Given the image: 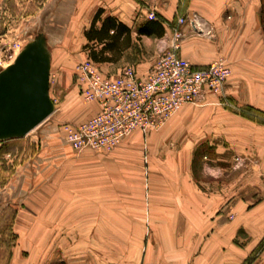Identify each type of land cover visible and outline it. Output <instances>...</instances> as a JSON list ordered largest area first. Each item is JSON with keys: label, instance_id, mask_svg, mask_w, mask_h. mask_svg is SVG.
<instances>
[{"label": "crops", "instance_id": "0c3cea01", "mask_svg": "<svg viewBox=\"0 0 264 264\" xmlns=\"http://www.w3.org/2000/svg\"><path fill=\"white\" fill-rule=\"evenodd\" d=\"M74 1L70 17L86 21L84 37L99 11L97 29L112 17L131 31L116 62L93 63L100 69L124 68L135 54L140 75L178 19L188 17L193 23L181 27L179 55L195 68L225 59L231 76L224 89L239 109L183 106L164 126V143L181 149L151 165L155 191H52V204L40 205L35 221L14 223L8 264H264V122L246 112L264 113V45L255 37L259 1ZM152 12L156 20L149 18ZM198 21L207 22L212 33H198ZM142 28L149 33L140 34ZM218 97L208 93L206 101ZM97 111L96 105L91 115ZM140 134L113 152L134 147ZM63 147L73 150L65 140ZM200 155L213 163L252 156L250 175L259 187L206 191L195 171Z\"/></svg>", "mask_w": 264, "mask_h": 264}, {"label": "rangeland", "instance_id": "374dc122", "mask_svg": "<svg viewBox=\"0 0 264 264\" xmlns=\"http://www.w3.org/2000/svg\"><path fill=\"white\" fill-rule=\"evenodd\" d=\"M74 2L0 0V71L14 62V55L28 42L44 32L52 52L50 97L56 109L25 138L0 142V264L6 263L14 244V223L22 219L35 221L38 207L44 202L52 204V191H155L151 165L157 160L165 161L181 149L164 143L165 125L152 131L153 135L140 134L134 139L137 144L125 152L102 154L64 149L62 125L88 119L96 106L84 100L77 85L78 68L90 59L84 51L86 21L70 17ZM262 27L256 21L255 37L260 39L257 43L264 45ZM150 54L149 68L154 65L159 49L157 55ZM129 59L130 65L137 62L135 54ZM121 69L100 70L116 75ZM229 97L224 89L216 101L191 106L239 109ZM246 112L264 122V113L252 109ZM202 156L196 158L195 171L206 191L223 186L231 187V191H255L259 187L250 175L251 167L255 166L252 156H234L231 163H213L209 155Z\"/></svg>", "mask_w": 264, "mask_h": 264}, {"label": "built area", "instance_id": "2783aa9c", "mask_svg": "<svg viewBox=\"0 0 264 264\" xmlns=\"http://www.w3.org/2000/svg\"><path fill=\"white\" fill-rule=\"evenodd\" d=\"M149 18L156 20L157 16L152 12ZM191 22L186 16L178 19L171 37L161 41L154 65L143 75L134 65L116 75L104 73L90 60L79 66L80 93L98 111L84 121L62 125L64 140L74 151L111 153L136 132L160 130L183 106L205 102L208 93L222 95L231 76L225 59L195 68L179 55L184 39L181 27ZM194 29L212 33L204 21L194 23Z\"/></svg>", "mask_w": 264, "mask_h": 264}, {"label": "water", "instance_id": "95a60500", "mask_svg": "<svg viewBox=\"0 0 264 264\" xmlns=\"http://www.w3.org/2000/svg\"><path fill=\"white\" fill-rule=\"evenodd\" d=\"M264 33V0H258ZM52 52L46 34L28 42L0 71V142L23 139L55 112L50 97Z\"/></svg>", "mask_w": 264, "mask_h": 264}, {"label": "trees", "instance_id": "16d2710c", "mask_svg": "<svg viewBox=\"0 0 264 264\" xmlns=\"http://www.w3.org/2000/svg\"><path fill=\"white\" fill-rule=\"evenodd\" d=\"M101 15L102 12L99 11L92 22L91 28L85 33L88 44L84 46V50L89 52V59L96 64L106 62L113 63L122 55V48L128 46L131 40V31L112 17L106 18L102 23V27L97 29L96 24L100 20ZM146 33H149L146 28L140 30V34ZM122 37L123 41H120ZM92 43L105 45L102 46L101 49H95L91 48ZM11 250L12 247L5 264H8L10 260ZM2 254H4V252ZM0 261H2V259H0Z\"/></svg>", "mask_w": 264, "mask_h": 264}]
</instances>
